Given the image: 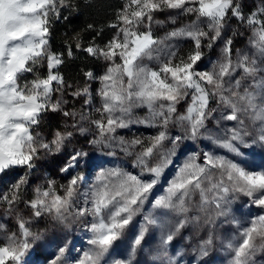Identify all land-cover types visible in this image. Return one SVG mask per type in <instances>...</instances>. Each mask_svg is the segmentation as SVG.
<instances>
[{
    "label": "snow or ice",
    "instance_id": "6c2138e0",
    "mask_svg": "<svg viewBox=\"0 0 264 264\" xmlns=\"http://www.w3.org/2000/svg\"><path fill=\"white\" fill-rule=\"evenodd\" d=\"M57 4L63 6L64 0H0V172L16 165L32 168V161L38 149L51 151L54 145L55 150L59 151L67 137L72 135L71 132L62 134L57 131L53 140L44 143L38 134L32 133V128L39 124L42 113L49 110L61 111V101L52 103L51 95L54 91L53 82L62 84L63 80L59 75L53 74L51 69L62 63V60L47 47L48 16L50 12L56 11ZM165 7L180 9L185 14L195 13L196 19L166 34L161 40L154 39L150 30L140 32L136 29V25L141 24L145 17L151 20L153 11ZM229 12L241 21L247 19L250 25H259L253 31L255 37L253 44L261 55H264V21L256 19L257 12H252L245 18L238 0H127L117 17L123 24L119 29L123 39L114 37L103 49L93 47L85 49L90 55H100L112 62L105 74L100 77L102 109L97 111L100 112L101 119L92 121L98 128L100 137L92 143H105L106 134L115 132L116 128L127 127L128 122L123 116L130 114L134 107L147 106L150 111V121L147 122L160 118L165 130L150 137V145L144 147L137 155L135 164L142 169L140 176L119 168L101 171L98 174L96 186L91 190V208L81 209L77 213L80 217L93 216L94 222L90 230L94 237L89 243L95 245L98 251L94 254L86 252L79 264H97L99 258L109 251L126 227L133 223L134 216L141 211L149 195L158 186L165 169L172 163L171 157L176 154L179 142L185 138L174 137L171 140L173 147L167 151H160L163 142L169 139L166 130L174 119L177 122H186L188 138L195 139L205 127V121L215 111L209 108V100L213 96H218L219 103L231 109L230 113L222 115L221 119L237 121L238 126L229 130L231 135L228 138L220 140L217 137L214 142H219L221 147L241 155L238 145L245 143L244 136L252 134L245 128L241 115L250 114L252 121H260L261 125L256 130L258 135L253 143L258 141L264 144V76L255 79L258 72H264V68H259L256 60H250L247 55L233 65L229 59L231 39L225 41L223 49L225 62L219 64L218 71L215 67L212 71H198L196 68L197 62L202 58V41L207 40L209 48L213 46L221 37ZM259 12L264 13V8L259 9ZM202 18L207 21V31L201 27ZM111 26L116 28L119 25ZM177 37L191 39L195 47L186 59L173 63L172 57L176 53L166 51L169 46L165 45V41ZM162 45L164 47H160ZM161 52L168 56L167 60H161ZM45 56L50 70L46 78L37 77L30 84L21 86L18 81L22 75L32 72L34 69L31 65ZM117 56L121 63L115 62ZM145 59L158 62L159 69L154 70L144 64ZM238 68L242 70L243 75L240 79H235L234 83L230 79L226 88L224 78H231ZM87 75L90 78L92 76L91 73ZM245 77L254 78L251 86H243ZM189 90L191 103L185 113L178 114L177 105L189 95ZM84 92L87 93L88 89L85 88ZM115 113L120 115H114ZM63 115L74 117L76 114L64 111ZM81 119H84L82 114ZM80 131L83 132L85 129L81 128ZM108 139L112 137L109 135ZM120 142L125 144L122 139ZM136 145H142V141L140 139L131 141L130 146ZM124 151L128 152V147H125ZM157 153L159 160L153 166L150 158ZM81 155L86 154L77 152L73 155L69 167ZM204 156L203 165L195 162V156L189 157L169 181L165 194L155 200L153 208L186 213L188 211L186 204L196 191L199 192L201 208L209 204H215L220 208L221 201L229 192H240L252 197L253 203L264 208V170H249L241 166L243 161L235 163L209 153H205ZM209 166L219 170L218 179L213 178ZM62 171H67V168ZM80 179L81 177L77 176L70 180L66 196L63 198L54 195L51 190L43 193L38 190L37 199L31 201V207L36 209L35 215L40 216L41 209L49 212L54 210L56 219L63 221L64 212L67 211ZM25 182L22 178L14 187L19 188L20 184ZM49 196H52L51 203H47ZM85 196L87 197L88 193H85ZM144 220L146 224L141 225L140 232L135 237L133 252L135 246L141 244L148 230L147 225L157 224V219L151 215L145 216ZM185 222L181 220L178 223L176 232L184 227ZM160 227L164 228L166 225L161 224ZM2 228L0 225V229ZM19 228L25 239L18 240L15 233L7 236V243L0 246V264H8L9 261L12 264H21L26 250L32 247L27 238L33 234L25 227L23 221L20 222ZM176 232H170L166 237L162 234L161 243L168 244ZM33 239L38 240L39 236H33ZM239 241L237 243L234 238L228 243V247L234 252L232 264H248L255 251L264 249V215L252 220L250 226L241 231ZM210 243L211 239L205 241L201 247L205 255L206 245ZM64 251V248L60 247L59 255L51 260L50 264H60ZM115 264L127 262L117 260Z\"/></svg>",
    "mask_w": 264,
    "mask_h": 264
},
{
    "label": "rangeland",
    "instance_id": "374dc122",
    "mask_svg": "<svg viewBox=\"0 0 264 264\" xmlns=\"http://www.w3.org/2000/svg\"><path fill=\"white\" fill-rule=\"evenodd\" d=\"M126 2L127 0H122V9ZM238 2L241 4L245 18L250 13L257 12L256 19L264 21V13L259 12V9L264 8V0H238ZM151 17V20L145 17L141 24L136 25V29L140 32L150 30L154 39L161 40L166 34L191 23L196 19V14H185L180 9L165 7L153 11ZM202 20L201 27L207 31V21L203 18ZM116 24L119 26L114 28L109 41L114 37L123 39V34L119 30L123 24L120 21H117ZM258 27L259 25H250L247 19L241 21L233 17L229 12L221 37L214 42L213 46L209 48L207 47L208 41H202V58L197 62V70L212 71L215 67L218 71L219 64L225 62L223 49L225 41L229 39L232 41L229 59L233 65L241 57L247 55L250 60H256L259 68H264V55H261L253 44L255 40L253 31ZM109 41L104 44L103 48ZM165 45L169 46L166 51L176 53L172 57L173 63L186 59L189 52L195 47L194 41L184 37L167 40ZM160 55L162 61L168 59L164 52H161ZM94 56H98V65L91 72V78L87 75L83 82L72 83L63 78L58 73L60 64L51 69L53 74L59 75L63 80L62 84L53 82L54 91L51 95L52 103L61 101V111L52 112L49 110L42 113L40 122L33 126L32 133L33 135L38 134L42 142L49 143L54 139V133L57 131L62 134L71 132L72 135L67 137L60 150L56 151L54 145L51 151L38 149L32 161V168L16 165L0 172V225L3 226L0 229V246H4L7 243V236L13 233L16 234L18 240L25 239L19 228L21 221L33 236H39L38 240H34L33 236L27 238L32 247L26 250L21 264H50L51 260L59 255L60 247L65 250L60 264H79L86 252L89 254L97 252V247L89 243L94 237L90 230L91 224L94 222L93 216L80 217L77 213L81 209L91 208V190L96 186L98 174L101 171L119 168L132 175L140 176L142 169L135 164L137 155L143 151L144 147L150 145V137L165 130L160 118L150 123L147 122L150 121V111L147 106L134 107L130 114L123 116V119L128 122L127 127L116 128L115 132L106 134L105 143H92L100 137L98 128L92 123L94 120L101 119V114L97 111V109H102L100 77L105 74L112 63L105 60L103 56ZM42 58L46 59L47 76L50 71L48 61L46 56ZM115 62L121 63L118 56L115 58ZM143 63L154 70L159 69V63L155 60L145 59ZM242 75V70L238 68L233 72L231 78L225 77V87H228L227 82L230 79L234 83L235 79H240ZM262 76H264V72H258L255 79L258 80ZM32 81L25 78L21 86L26 83L30 84ZM253 82V77H245L243 86L249 87ZM85 88L88 89L87 93L84 92ZM75 93H80V95H75ZM227 94L226 92L225 95ZM190 103L191 90H189V95L177 105L178 114L185 113ZM209 108L215 109V111L205 121V127L201 129L200 135L195 139L188 138L186 122H177L174 119L168 125L166 131L169 139L163 142L160 151L171 149L173 147L171 140L174 137L185 138L179 142L176 154L171 157L172 163L165 169L158 186L149 195L148 200L141 207V211L134 216L133 223L126 227L109 251L99 258L97 264H115L117 260L127 262V264H232L234 252L228 247L229 241L236 238V242H240L241 231L249 227L252 220L264 215V208L253 203L252 197L240 192H229L221 201L220 208H217L215 204L201 208L199 192L196 191L186 204L188 207L186 213L153 208L155 200L165 194L168 183L176 171L191 156H195V162L201 165L204 164V154L209 153L214 157H223L235 163L243 161L241 166L249 170H264V144L258 141L253 143L258 135L256 130L261 126L260 121L253 122L250 114L241 115V119L245 122V128L252 134L243 137L245 143L238 145L242 154L237 155L221 147L219 142H214L217 137L220 140L228 138L231 135L229 130L238 126L237 121L221 119L222 115H228L231 109L219 103L218 96H213L209 100ZM64 111L76 115L66 117L63 115ZM81 114L84 119H81ZM106 115L105 123L107 122ZM114 115H120V113ZM81 128L85 131L81 132ZM109 135L112 137L110 140L108 139ZM121 139L125 144H121ZM134 139H140L142 145L130 146ZM125 147H128V152L124 151ZM77 152L86 155L78 157L77 161L72 162V166L69 167L71 157ZM158 160L159 153L150 158L151 165L154 166ZM65 168L67 171H62ZM209 169L213 178L218 179L219 170L213 169L211 166ZM77 176L81 179L75 186L67 211L64 212L65 219L63 221L56 219L54 210L49 212L41 209V215H35L36 209L31 207V201L37 199L38 190L40 193L51 190L54 195L63 198L66 196L70 180ZM22 178L26 182L20 184L19 188L14 187ZM205 186H207V182H205ZM85 193H88L87 197ZM14 196L16 199H13ZM51 199L52 196H49L47 203H51ZM219 212L223 214L217 215ZM148 215L157 219V224L147 225L148 230L145 232L141 244L135 246V252H133L135 237L139 234L141 225L146 224L144 217ZM181 220L186 221L184 227L176 232V226ZM161 224L166 227L161 228ZM170 232H176L173 240L166 245L162 244V234L166 237ZM209 239H211V243L206 245L207 254L205 255L201 251V247ZM8 264H12V262L9 261ZM248 264H264V249L255 251L248 260Z\"/></svg>",
    "mask_w": 264,
    "mask_h": 264
},
{
    "label": "trees",
    "instance_id": "16d2710c",
    "mask_svg": "<svg viewBox=\"0 0 264 264\" xmlns=\"http://www.w3.org/2000/svg\"><path fill=\"white\" fill-rule=\"evenodd\" d=\"M122 0H64L63 6L56 5V11L48 16V50L61 57L58 73L72 83L83 82L87 73L96 69L98 56L90 55L88 47L103 48L113 34ZM79 45V46H78ZM69 51L71 55H69ZM33 71L24 74L23 79L35 80L47 74L46 59H39Z\"/></svg>",
    "mask_w": 264,
    "mask_h": 264
}]
</instances>
